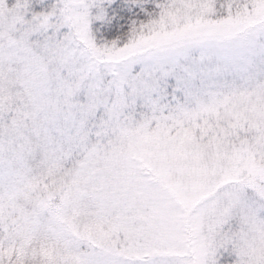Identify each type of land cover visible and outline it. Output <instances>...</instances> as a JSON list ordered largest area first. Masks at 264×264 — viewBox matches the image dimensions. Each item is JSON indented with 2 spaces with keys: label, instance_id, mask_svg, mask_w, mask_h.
Returning <instances> with one entry per match:
<instances>
[{
  "label": "snow or ice",
  "instance_id": "1",
  "mask_svg": "<svg viewBox=\"0 0 264 264\" xmlns=\"http://www.w3.org/2000/svg\"><path fill=\"white\" fill-rule=\"evenodd\" d=\"M0 264H264V0H0Z\"/></svg>",
  "mask_w": 264,
  "mask_h": 264
}]
</instances>
